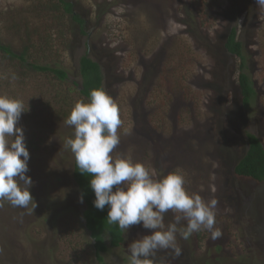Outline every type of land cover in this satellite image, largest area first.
I'll return each mask as SVG.
<instances>
[{
  "label": "rangeland",
  "instance_id": "obj_1",
  "mask_svg": "<svg viewBox=\"0 0 264 264\" xmlns=\"http://www.w3.org/2000/svg\"><path fill=\"white\" fill-rule=\"evenodd\" d=\"M37 1L0 0V41L18 52L51 34L45 56L35 48L30 53L42 58L41 66L58 63L79 84L78 62L88 51L100 62L105 90L120 109V143L112 155H131L157 177L181 169L189 193L217 201L214 227L222 235L213 240L202 229L185 240L178 232L181 255L159 250L156 264H264V183H246L234 174L248 149L247 132L264 144V11L255 0H213L214 20L208 22L201 13L193 29L177 19L178 0H68L86 20V36L69 18L40 10ZM105 2L108 11L98 16V4ZM15 24L28 26L29 36L7 29ZM233 27L244 44L246 72L259 92L247 110L237 83V59L224 49ZM21 74L20 67L0 64V94L19 90ZM170 76H180L175 88ZM4 79L12 85L7 87ZM47 79L33 72L23 81L24 91L17 92L31 110L27 123L18 126L45 140L29 150L32 204L25 209L0 201V264H99L85 242L90 241L82 218L86 203L79 202L74 154L64 147L66 138H74V126L50 117L39 105ZM72 100L73 105L78 101ZM176 215L171 210L164 215L166 227ZM186 224L181 220L177 227ZM148 234L151 230L141 225L131 226L125 244L103 255L105 264H130L128 245Z\"/></svg>",
  "mask_w": 264,
  "mask_h": 264
},
{
  "label": "clouds",
  "instance_id": "obj_2",
  "mask_svg": "<svg viewBox=\"0 0 264 264\" xmlns=\"http://www.w3.org/2000/svg\"><path fill=\"white\" fill-rule=\"evenodd\" d=\"M255 2L264 11V0ZM25 111L22 100L0 94V201L27 209L34 201L30 192L34 182L27 175L30 153L25 132L18 126ZM65 123L74 126V138H66L64 147L74 154L79 172L91 174L93 206L99 211L107 206L108 223L125 232L133 225L151 230L128 245L130 264H156L153 258L162 249H171L179 257L178 232L185 240L202 229L213 240L222 235L214 227L217 201L205 202L200 195L189 193L181 169L157 177L131 155H112L120 143L122 120L119 106L103 88L93 89L89 102L77 101ZM35 207L36 203L32 210ZM170 210L177 215L166 227L164 215ZM181 220L187 224L178 229Z\"/></svg>",
  "mask_w": 264,
  "mask_h": 264
},
{
  "label": "trees",
  "instance_id": "obj_3",
  "mask_svg": "<svg viewBox=\"0 0 264 264\" xmlns=\"http://www.w3.org/2000/svg\"><path fill=\"white\" fill-rule=\"evenodd\" d=\"M124 0H122L123 2ZM136 0H130L129 3H135ZM202 3L200 6H196L193 1V5L186 2L185 0H178V18L179 22L193 29V22L199 19L200 14L203 13L207 16L208 22L214 20L216 15H212L214 10L212 8L217 7L216 1L213 0H200ZM121 2V0H120ZM108 2L100 5L98 4V16L106 14L108 9L106 8ZM37 5L39 9L47 12H58L61 18H69L71 24L76 25L79 32L86 36L88 32L85 31L86 20L81 17L80 14L74 10V4L68 0H38ZM105 6V7H104ZM112 6V4H111ZM177 6V5H176ZM105 8V9H104ZM104 9V11H102ZM205 11V12H203ZM50 14V13H49ZM181 16V17H180ZM24 27V26H23ZM26 27V26H25ZM7 29L15 30L19 33H23L26 36L28 34V26L26 29H22L20 24L14 26H8ZM197 31V30H195ZM40 43L33 46H24L21 51H15L10 45H4L0 41V64H12L15 67L22 69L21 77L19 78L20 87L14 94L8 95L10 97L18 98L19 91H24L23 85L24 79L33 72L45 74L47 76L46 85L42 84L41 93L38 96L40 100V107L42 112L49 110L50 117L61 118L66 121L69 117L71 110L73 109V97H77V100H83L85 103L90 101V93L93 89L104 87V72L100 62L92 59L87 51L80 59L79 63V74L81 77V84L69 79L66 70L61 69L58 63L54 61L47 62L45 66L39 65L38 62L42 60L40 56H33L30 53L32 48L38 49L39 52L44 53L45 56L46 48L49 50V45L53 43V37L51 34L41 37ZM205 39H202L204 42ZM206 42V41H205ZM38 45V46H37ZM86 48L91 46L86 43ZM224 49L232 57L237 59L238 65V78L237 83L239 91L242 97V107L244 109H250L258 99V89L256 83L252 77L246 72V56L244 54V44L239 38V32L237 27H233L224 43ZM14 63V64H13ZM54 65V66H52ZM179 77H172L170 82L174 83V88L179 84ZM181 79V78H180ZM2 81L7 87L12 85L11 79H4ZM171 83V84H172ZM181 85V84H180ZM106 91V90H105ZM24 103L25 111L19 121V124L27 123L26 114L29 112ZM31 111V110H30ZM201 120L204 118H200ZM26 137V146L28 150H36L39 145L45 140L36 134H30L28 130H24ZM31 135V136H30ZM40 139L42 140L40 142ZM247 145L248 149L244 156L239 160L234 168L235 176L243 182L263 184L264 183V144L256 133L247 132ZM74 179L80 190V195L83 193V201L86 203V208L82 212L83 224L85 233L89 236L91 241L86 240L85 242L89 247L93 248L96 260L99 264H105L103 255L110 251V249L121 248L126 241V232L121 230L118 225L109 224L107 221L108 207L105 206L103 211L97 210L93 206L95 199L94 193L89 186V179L91 174L85 173L82 175L76 165L74 157ZM91 234V236H90Z\"/></svg>",
  "mask_w": 264,
  "mask_h": 264
},
{
  "label": "water",
  "instance_id": "obj_4",
  "mask_svg": "<svg viewBox=\"0 0 264 264\" xmlns=\"http://www.w3.org/2000/svg\"><path fill=\"white\" fill-rule=\"evenodd\" d=\"M90 236H91V234H90Z\"/></svg>",
  "mask_w": 264,
  "mask_h": 264
}]
</instances>
